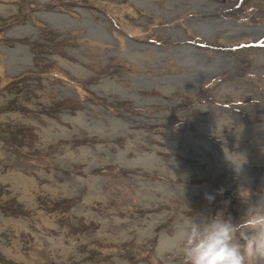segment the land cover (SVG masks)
<instances>
[{
  "label": "rangeland",
  "instance_id": "1",
  "mask_svg": "<svg viewBox=\"0 0 264 264\" xmlns=\"http://www.w3.org/2000/svg\"><path fill=\"white\" fill-rule=\"evenodd\" d=\"M199 1L211 4L201 6ZM0 2V50L5 43L13 45L8 49L11 54L1 57L6 53H0L5 64L10 57L6 67L0 64V213L7 217L0 219V264H95L96 259L97 264H163L156 255L164 263H169L171 255L185 262L180 258L182 248L172 246L176 240L170 239L171 247L159 252L161 233L172 238L178 230L181 234L185 227L181 224L191 210L214 214L224 208L239 215L244 205L235 192L241 186L251 189L252 200L264 193V177L258 179L253 173L256 170L259 177L264 176V115L260 112L264 97L259 95L264 91V63L258 62L264 53V31L231 35L232 29L218 25L212 26L216 29L213 32L201 30L206 19L215 14L264 29V0ZM82 8L90 12L94 22L91 16L82 26L58 19L60 26L45 38L50 33L48 17L39 19L35 11H58L80 23ZM29 20L39 32L28 26ZM103 27L114 45L98 44L102 42L91 38L100 37ZM181 29L197 47L198 55L168 57L166 48L183 42ZM62 33L69 39V60L76 64L69 66L85 77L84 81L50 62L56 51L49 49L57 40L55 36ZM11 38L33 46H16ZM125 49L127 56L118 54ZM57 55V62L67 65L59 52ZM230 56L239 60L237 70L229 69L220 59ZM42 57L48 65L53 64L51 69L39 68L44 63ZM119 63L123 68H116ZM132 63L138 68L133 77L132 71L117 73L118 79L106 83L112 65V71H124ZM186 69L187 74L170 79L174 82L148 80L137 74L176 76ZM242 78L256 94L232 91L226 96L227 85L243 84ZM118 80L123 87L137 81L132 84L131 100L121 99L126 94L113 86ZM99 84L105 87L107 110L93 97L94 90L102 91L95 87ZM68 94L76 95L66 97ZM114 117H120L125 126L114 127ZM247 123L249 129L252 127L241 139L239 133L245 131L240 129ZM41 126L43 129L38 128ZM33 127L38 136L28 142L22 131H32ZM225 143L237 151L246 150L248 143L257 147L243 153L247 160L239 173L224 159ZM145 152L155 154L145 160ZM230 155L238 168L244 157ZM245 170L252 179H244ZM221 187L222 195L216 194L211 202L205 199L206 188L215 193ZM52 199L60 201L62 216L54 214ZM225 200L230 203L225 205ZM15 201L22 208H15ZM155 215L154 233L139 230L148 226L144 219L154 221ZM12 217L19 219L17 226ZM178 219L182 221L179 225ZM69 238L78 240V245L64 249L68 246L55 243L62 239L71 243ZM130 242L136 244L134 251L139 250L126 257L124 254L134 252L123 247ZM32 252L36 254L34 263L27 258Z\"/></svg>",
  "mask_w": 264,
  "mask_h": 264
},
{
  "label": "clouds",
  "instance_id": "2",
  "mask_svg": "<svg viewBox=\"0 0 264 264\" xmlns=\"http://www.w3.org/2000/svg\"><path fill=\"white\" fill-rule=\"evenodd\" d=\"M87 11L88 10H85L84 8L79 11V13L84 16L80 23H75V19L71 18L68 14H62L58 11L52 12H58V15L63 18H65V16H68L67 21L70 20V22L75 24L76 26H82L85 21L88 23L87 18L91 16L89 11V15L85 14ZM91 19L94 22L92 16ZM94 26L97 25L94 24ZM103 28L104 32H102V35L100 37H98L97 35H90L91 38L102 43H109L114 45L113 39L111 38L110 34L105 27ZM116 32H118L120 36L124 35L119 29H117ZM181 32L184 34V38L181 39V41L183 42L173 41L178 42L177 44L175 43L174 46L179 44H189L191 47L196 48V51H198L197 47L194 44L192 45V42H190V38L187 36V34H185L184 30L181 29ZM114 39L117 38L115 37ZM130 42L132 43L133 41ZM170 47L172 46H169L168 48ZM118 54L123 55L121 51H119ZM203 55L205 54L203 53ZM205 56L207 57V55ZM69 62V65L76 66V64H74L75 62ZM188 72L189 70L187 69L186 71L179 70L176 76H173L174 74L170 73V75L163 74L158 75L156 78L150 77V79L157 80L159 82L160 79L169 81L170 79H175L183 76ZM90 74L95 75V72H91ZM112 77L108 78L115 80V77ZM108 81L109 80H106V83ZM136 82L137 81L135 80L131 83L130 86L120 88L124 91L129 90L130 93H132V84L136 85ZM95 87L105 89L104 84H99ZM100 93L101 92L94 90V99L100 97ZM96 104L98 105L97 102ZM191 104L194 103L192 102ZM98 106H95L94 104L93 108L99 110L100 106ZM79 112L83 113V111ZM220 134L223 136L222 130H220ZM215 135H217L216 132ZM222 151L224 159L231 165L235 172L239 173L242 170V166L244 162H246L247 157L243 153L237 151L235 148H229L226 143L222 146ZM230 153L244 157V159L240 161L238 168L235 166L236 162L233 156L230 155ZM257 169L263 170L259 167H257ZM223 192L224 189L221 187L217 189L215 193H205V199L209 202L214 201L216 199V194L222 195ZM235 196L241 202V204L244 205L243 212L237 216H234L232 213L226 212L224 208L218 209L214 214H196L189 208L191 211L184 220L185 227L181 233L182 252L185 264H264V200H261L260 198L252 200V191L247 186L239 187L235 192ZM228 203H230V201H224L225 205H227ZM147 254L149 253L147 252Z\"/></svg>",
  "mask_w": 264,
  "mask_h": 264
},
{
  "label": "bare ground",
  "instance_id": "3",
  "mask_svg": "<svg viewBox=\"0 0 264 264\" xmlns=\"http://www.w3.org/2000/svg\"><path fill=\"white\" fill-rule=\"evenodd\" d=\"M222 1L223 0H221V2ZM199 4L201 6H206V5H209L211 3H206L204 1H199ZM65 18L68 19V16H65ZM217 25L220 26V27H226L227 26L226 29H232L231 35H238L240 31H243V32L251 31V32H256V33H261V32L264 31V29H262L261 27H255V26H252V25H249V24H239L236 21H232L230 19H225V18H223L221 16H218L217 14H215V16L212 17V18H210V17L207 18L206 21L202 24V26H201L202 29L201 30L213 32V31H216V29L213 28L212 26L216 27ZM198 28H199V26H198ZM170 29L171 30H173V29L175 30L176 28L175 27H171ZM103 30H104V28H103ZM132 43L135 44V42H132ZM166 53H169L168 56H175L177 59H181L183 57L184 58H191L194 55H198L200 52L196 51V48H194V47H191V46H187L186 47L184 45H181V46H172V47L166 49ZM220 59L226 64V66L229 69H233V71L237 70L239 68V60H237V58H235V57H231V56L230 57H220ZM215 60H212V61H215ZM243 61H245V60H243ZM29 62H30V59H29ZM258 62L259 63H264V53H262L260 55V60H258ZM21 64H23V63L21 62ZM112 78H114V77H112ZM241 81L243 82V84H237L236 85L234 83H229L227 86L230 89H228V87L226 88L225 95L229 96V94H231L232 91L235 92V93L243 94V95H247V94L255 95L256 94L255 91L250 89V83L248 82L247 79H243L242 78ZM160 82H163V80L160 79ZM170 82H174V80H170ZM115 84H116L117 87L123 88V86L121 85L120 82H115ZM259 95L264 97V91L261 92ZM258 110H259V108L255 111V115L258 112ZM260 112H263L262 115H264V108H262ZM143 119H145V118H143ZM95 120H97L100 124H104V122L102 120H99V119H95ZM113 122H114L113 126L114 127H118V129L120 127L121 128L124 127V122L122 121V119L120 117H114L113 118ZM122 124H123V126H122ZM216 125H217V128H218L219 124L216 123ZM104 127L107 128L106 126H104ZM251 127H252V125L250 126V129H251ZM250 129H249V123L245 124L243 129H240V130L245 131V132H240L239 135L241 137L240 136L239 137L241 139H244L245 136L248 135V132H250ZM246 130H249V131H246ZM112 131L115 132L117 130L113 129ZM245 148H246V150L243 149L242 151H239V152H241V153H244V152L250 153L251 151H255L257 147L255 146L254 148H252V147H250V144L248 143V145ZM153 154H155V153L153 152ZM153 154L150 155L147 152H145L144 153L145 160L148 159L147 158L148 156H153ZM254 167L257 168V166H255V165H254ZM243 168L246 169V170H249V168L247 166H244ZM246 170L242 174L244 179L245 180L252 179V176H247V171ZM253 173H254L255 177L258 178V179H261V178L264 177V176L259 177L257 175L258 172L256 170L253 171ZM207 186H209V184H207ZM206 191H207V193H212L210 188H206ZM260 199L264 200V193L261 194ZM5 218L7 219V217H5ZM5 218H4L3 214L0 213V219L1 220H5ZM12 219H11L12 222H14L13 225L17 226L18 224H16V222L19 221V219H17V218H12ZM153 219H154V221H147L146 219H144L143 221L145 223H147L148 226L147 227H143V228H139V230H142L143 233H147V234L153 233L152 227L154 225V222L156 220H158L157 215H155L153 217ZM181 223H182V221L180 219H178L177 224L179 225ZM183 223H184V221H183ZM183 223L181 224V228H183L185 226ZM180 232H181L180 230H178V233L175 232V237H173V238L170 237L167 234V232L162 233L161 239H160V243H159V246H158V250L162 253V252H164L163 250H165L167 245L169 247H171L172 244H169L170 239L176 240L175 243L172 246H175L177 248H182V245H181V234H179ZM57 242H58L59 245H61V244L64 245L65 244L64 246H68V248H64V249H70V247H75V245L77 246L79 241L78 240L72 241V245L71 246L66 244L64 242V239H62V241L61 240H58V241L56 240L55 243H57ZM11 252H14V251L12 250ZM15 253L17 255L22 256V254L19 251H15ZM35 255L36 254L34 252H32L27 258L34 263L35 262Z\"/></svg>",
  "mask_w": 264,
  "mask_h": 264
},
{
  "label": "crops",
  "instance_id": "4",
  "mask_svg": "<svg viewBox=\"0 0 264 264\" xmlns=\"http://www.w3.org/2000/svg\"><path fill=\"white\" fill-rule=\"evenodd\" d=\"M1 3V2H0ZM1 4H3V3H1ZM51 11V10H50ZM47 12H49V11H46V10H38V11H35V15L39 18V19H43L44 20V16L45 15H47V17H48V21H47V23L49 24V34H47L46 33V36H48V35H50V34H53V31L52 30H56L59 26H60V22L58 21V19H64L63 17H61V16H59L58 14H46ZM52 12V11H51ZM55 13V12H54ZM29 22L31 23V25H32V22L29 20ZM30 24H28V26L30 27V28H32L33 30H35L36 32H39L40 31V29H38V28H36V27H34L33 25L31 26ZM72 27V26H71ZM15 29H19V30H23V27L22 26H15ZM39 30V31H38ZM43 30V29H42ZM2 34V33H1ZM66 34L67 33H62V34H57L55 37L57 38V40L54 42V44L50 47V49L49 50H52V51H56V53H55V56L54 57H51V60H50V62L51 63H54L55 64V62H56V64H58V66H60V67H63V66H66V68H62V70H64L67 74H68V70L67 69H71L73 72H74V70H73V68H71V66H69V64H70V60L69 59H71V56H70V53L67 51V46H66V42L69 40H65L66 38H65V36H66ZM40 35H43V34H40ZM8 36H12L11 34H9ZM12 37H15V38H20V37H17V36H12ZM46 38V37H45ZM45 38H43V39H45ZM43 39H41V40H43ZM11 40H13V41H15V45L16 46H23V45H28V46H33V45H30V44H24V43H21L20 44V42H19V40H15V39H12L11 38ZM39 41V40H38ZM57 42L58 43H60V44H57ZM39 43H40V41H39ZM97 44V43H96ZM98 44H104V43H98ZM63 48H64V50H63ZM70 48H73V47H70ZM8 49L9 50H12L13 49V45H9V44H4V45H2V49L0 50V53H6V55H1V57H3V56H7V54H11L10 53V51H8ZM49 50H46V51H42V52H44V53H46L47 51H49ZM62 50V51H61ZM61 51V52H60ZM57 52H59L62 56H63V58L66 60V63H67V65H61L60 63H58L57 62V60L59 59L58 58V55H57ZM71 52V51H70ZM41 55H46V54H41ZM43 59V65L42 66H39V68H45L44 70H47L48 68L49 69H51L52 67L50 66V65H53V64H49L48 65V63H47V61L45 60V58L44 57H42ZM78 60H79V57H76ZM10 61V57H7L6 58V64H7V62H9ZM0 64H2V66L3 67H6V64L2 61V60H0ZM77 74V73H76ZM12 77V76H11ZM7 79H11V78H7ZM67 96V95H66ZM50 117V116H49ZM50 118H53V117H50ZM55 119H56V117H55ZM26 124L28 123V122H25ZM30 123H32V122H30ZM47 123V121H45V122H43V125L44 124H46ZM8 125V124H7ZM6 125V126H7ZM5 126V127H6ZM5 127H1V129L2 130H4L5 131V133H7L6 132V130H5ZM39 129H43V126H41V128L40 127H38ZM27 129H29V128H27ZM27 129H25V131H22V134L25 136V138L28 140V142L31 140H34L38 135L37 134H35V132L37 131V129H35L34 130V127H33V129H32V131H30V129H29V131H27ZM34 130V131H33ZM38 132V131H37ZM8 134V133H7ZM11 136V135H10ZM50 202V201H49ZM60 201L59 200H56V199H52V206H53V209H54V214H55V212H57V213H59L58 215H60L61 213L60 212H62L63 210H62V205L59 203ZM44 205V204H43ZM59 210V211H58ZM62 210V211H61ZM60 216H62V215H60ZM9 218V217H8ZM12 218H14V217H12ZM65 237V236H64ZM70 239V238H69ZM72 241H75V240H73V239H70V242L71 243H68V242H65V239H64V242L66 243V244H68V245H72ZM65 245V244H64ZM139 249H137L136 251H138ZM71 251V250H70ZM134 251V250H133ZM136 251H134L133 252V255H135V252ZM127 253V252H126ZM147 254V253H146ZM147 255H149V254H147ZM124 256H126V257H129V256H131V254H124ZM93 262H95V264H97V259L96 260H93Z\"/></svg>",
  "mask_w": 264,
  "mask_h": 264
},
{
  "label": "flooded vegetation",
  "instance_id": "5",
  "mask_svg": "<svg viewBox=\"0 0 264 264\" xmlns=\"http://www.w3.org/2000/svg\"><path fill=\"white\" fill-rule=\"evenodd\" d=\"M121 53H123V55H126L127 56V53H128V49H125V50H123V51H121ZM122 62H125V61H122ZM110 63L108 62V63H106L105 64V67L104 68H108V66L107 65H109ZM61 69H62V67H60ZM113 68H114V65H112L110 68H109V71H111V72H109L108 73V75H106L105 76V78H106V80H109L110 82H112L114 79H110V78H108V77H112V76H114L115 77V80L116 79H118V74L117 73H122V74H124V75H126L125 74V72H127V73H130L131 71H132V77H133V71L134 70H138V68H134V64L132 63V65H130V66H128V67H124V71H118V70H115V71H112L113 70ZM116 68H123V65H122V63H119V66H117ZM133 68V69H132ZM68 70V75L69 76H73V77H75V78H79L80 80H82V81H84L86 78L85 77H83V76H81V75H78V74H76L75 72H73L71 69H67ZM144 71H146V72H148V70L147 69H144ZM156 71H158V70H156ZM145 72H138L137 74L138 75H140V76H142L143 78H147L148 80H151L150 79V75H148L147 73L146 74H144ZM98 73L97 72H95V75H97ZM159 75V74H158ZM158 75H156V76H154L155 78L158 76ZM133 79H135V78H133ZM115 82H119V80L118 81H115ZM140 82V81H139ZM114 83V82H113ZM113 86H116V85H113ZM117 87V86H116ZM119 90H121L123 93H125L126 95L123 97V98H121V99H123V100H131L132 99V97L130 96V91H124V90H122L120 87H117ZM103 89H102V91H101V93H100V97H98L97 98V100H96V102L98 103V105L100 106L101 104H103V106L107 109V107H109V104H108V99L104 96L105 94L103 93ZM134 90L132 89V92H133ZM68 96H72L71 94H68L66 97H68ZM75 103V102H74ZM126 103V102H125ZM125 103H118V104H125ZM78 104V103H77ZM101 108H102V106H100ZM111 107L113 108L114 106L113 105H111ZM131 109H133L132 107H130ZM173 123H175V122H173ZM125 126V125H124ZM27 131H29V129H27ZM181 133V132H180ZM189 150V148H187V151ZM52 158V157H51ZM53 159V158H52ZM54 160V159H53ZM184 162H187V161H184ZM188 163H185V165H187ZM116 173H119V172H116ZM112 182V181H111ZM214 182H215V180H214ZM112 183H114V182H112ZM213 183V182H212ZM19 202V201H18ZM17 201H15V203H16V206L17 207H15V208H22L21 207V204L20 203H18ZM51 203H52V201H51ZM13 205V204H12ZM185 211V213H187V211L186 210H184ZM161 235H162V233H161ZM131 243L132 242H130L129 244H125L123 247H124V249H127V248H131L132 247V251L134 250V248H133V246H135V245H132V246H130L131 245ZM152 251H149L148 253H151ZM160 252V251H159ZM161 253V252H160ZM139 255V254H138ZM174 256H176V255H171V256H169L168 257V262L169 263H171V264H184L185 262L182 260V261H178V260H176V259H174ZM133 257V256H132ZM177 257H179V256H177ZM156 258H157V260H158V262H161V263H163V261H162V259H160L157 255H156ZM180 258H184V256H182V257H180ZM169 263H163V264H169Z\"/></svg>",
  "mask_w": 264,
  "mask_h": 264
},
{
  "label": "water",
  "instance_id": "6",
  "mask_svg": "<svg viewBox=\"0 0 264 264\" xmlns=\"http://www.w3.org/2000/svg\"><path fill=\"white\" fill-rule=\"evenodd\" d=\"M46 14H58V12H51V11H49V12H47ZM181 45H184V46H190L189 44H179V45H176V46H181ZM127 91H129V90H127Z\"/></svg>",
  "mask_w": 264,
  "mask_h": 264
},
{
  "label": "trees",
  "instance_id": "7",
  "mask_svg": "<svg viewBox=\"0 0 264 264\" xmlns=\"http://www.w3.org/2000/svg\"><path fill=\"white\" fill-rule=\"evenodd\" d=\"M132 245H135V244H134V242H132ZM126 250H128V251H132V249H131V248H127ZM129 254H131V255H132L133 253H129Z\"/></svg>",
  "mask_w": 264,
  "mask_h": 264
}]
</instances>
